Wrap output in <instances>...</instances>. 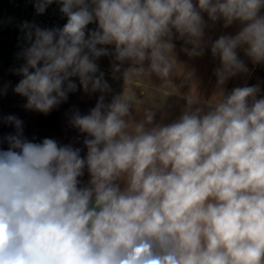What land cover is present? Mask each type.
I'll use <instances>...</instances> for the list:
<instances>
[{
    "label": "clouds",
    "instance_id": "obj_1",
    "mask_svg": "<svg viewBox=\"0 0 264 264\" xmlns=\"http://www.w3.org/2000/svg\"><path fill=\"white\" fill-rule=\"evenodd\" d=\"M60 4L67 22L41 28L25 22L29 46L15 69L13 91L43 114L77 90L110 91L96 60L114 56L125 84L158 76L175 90L173 38L202 55L206 22H239L235 35L211 44L218 83L248 71L238 49L264 63V0H35L37 14ZM96 28L88 30V25ZM112 45L114 50L104 47ZM235 87L205 111L189 107L174 122L132 119L125 91L73 127L81 149L55 139L29 140L23 121L3 117L14 134L0 139V264H264V96ZM87 169L90 179L81 186Z\"/></svg>",
    "mask_w": 264,
    "mask_h": 264
},
{
    "label": "crops",
    "instance_id": "obj_2",
    "mask_svg": "<svg viewBox=\"0 0 264 264\" xmlns=\"http://www.w3.org/2000/svg\"><path fill=\"white\" fill-rule=\"evenodd\" d=\"M264 11V10H262ZM206 22L204 37L202 40V55H189L185 49L191 50L192 45L185 43V40L176 36L173 38L175 45L173 55L176 59L177 68L174 70L171 80L175 90L160 89L161 79L153 74L151 77L137 81L132 80L125 84V70L131 66V62L126 61L120 64L118 72L113 71V66L119 64L114 56H101L96 60L98 73H104V79L110 86V91L106 93L85 92L79 84V79L74 77L73 82L77 84L75 92L68 93V99L52 109L48 114L28 110L24 107L26 98L16 94L13 89L22 78L17 75L15 69L21 65L12 64L0 60V139L8 134H14V125H9L3 121V117L15 115L23 121V132L29 140L40 142L44 138L55 139L61 145H71L73 148L81 149V156L85 157L87 148L84 140L86 133H81L79 129L71 124V117L76 110L83 114L95 107L99 97L104 95L105 103H110L112 97L124 91L133 95V106L130 109L132 119L140 121L144 118V110L154 111V123L169 124L177 120L189 107V98H194L196 103L191 107H201L205 111L210 106L209 103L216 99V96L223 92L225 95L235 87L255 86L260 87V94L264 96V63L254 64L243 52L238 49V56L246 64L248 71L238 73L230 77L223 85L218 83L215 70L220 67V59L211 53V44L221 35H235L242 25L234 22L231 26L225 27L222 20L212 22L207 14H203ZM96 24L88 25V30L96 28ZM110 51L114 46H104ZM0 147L7 148L6 142ZM81 186H86L90 179L87 169L84 175L79 178Z\"/></svg>",
    "mask_w": 264,
    "mask_h": 264
},
{
    "label": "built area",
    "instance_id": "obj_3",
    "mask_svg": "<svg viewBox=\"0 0 264 264\" xmlns=\"http://www.w3.org/2000/svg\"><path fill=\"white\" fill-rule=\"evenodd\" d=\"M35 0H0V60L22 65L19 54L29 46L25 39V22L41 28H60L67 17L60 12V4L52 3L43 14H37Z\"/></svg>",
    "mask_w": 264,
    "mask_h": 264
}]
</instances>
